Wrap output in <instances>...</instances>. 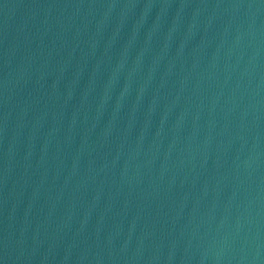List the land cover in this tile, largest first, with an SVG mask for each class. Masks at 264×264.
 I'll return each instance as SVG.
<instances>
[{
    "label": "water",
    "instance_id": "water-1",
    "mask_svg": "<svg viewBox=\"0 0 264 264\" xmlns=\"http://www.w3.org/2000/svg\"><path fill=\"white\" fill-rule=\"evenodd\" d=\"M0 264H264V0H0Z\"/></svg>",
    "mask_w": 264,
    "mask_h": 264
}]
</instances>
